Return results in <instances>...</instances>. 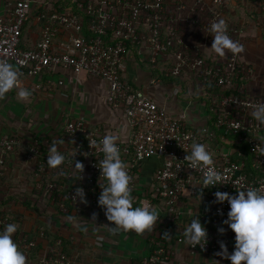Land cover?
<instances>
[{"label": "built area", "instance_id": "built-area-1", "mask_svg": "<svg viewBox=\"0 0 264 264\" xmlns=\"http://www.w3.org/2000/svg\"><path fill=\"white\" fill-rule=\"evenodd\" d=\"M35 1L8 0L7 14L0 15V62L25 71L30 77L41 76L48 68H61L73 74L86 72L106 80V100L112 106L122 108L131 128L128 141L117 140V144L122 161L131 156L126 170L134 201L139 204L143 201L151 206L155 193L161 197L165 211L157 221H162L161 230L168 233L181 219L180 197L185 193L197 197L204 204L199 219L207 228L208 241L203 248L188 247L191 251L211 252L219 250L220 241L228 246L235 235L223 224L229 205L226 201L216 203L214 192L234 194L235 187L240 186L264 189V143H260V140L264 141V125L251 115L253 107L264 102V81L257 80L254 66L238 65L245 43L244 27L247 26L245 23L241 27L236 26L228 17L239 6L240 0H71L72 3L65 8L53 6L33 17L35 22L41 23L40 37L33 48L24 49L21 46L23 26ZM245 1L249 6H257L259 14L264 11V0ZM41 3L47 4L45 0ZM188 10L197 12L193 16L196 23L203 16L205 29L211 22L224 19L228 35L242 45V51L233 54L226 50L225 59L220 58L215 64H210L191 47L181 32H164L167 22L181 17ZM259 21V29L264 36V15L259 17ZM250 23L254 24L255 20ZM208 37L212 38L210 34ZM146 45L151 49L149 61L152 64L171 48L177 47V61L169 74L177 75L188 65L194 70L201 87L206 82H214L237 93L225 94L212 101L209 106L211 124L200 128L189 126L184 114H171L148 93L133 88L123 79L128 53ZM34 87L41 90L42 83L37 81ZM64 130L68 139L63 143L37 137L26 144L24 159L34 166L36 185L56 206L58 214L67 215L71 208L72 211L85 209L97 213L98 220L104 222L107 220L104 210L97 203L102 191L100 185L105 182L98 166L103 154L91 148L88 141H99L97 132L83 119L69 120ZM194 141L204 143L207 150L214 153L212 167L221 172L224 184L203 189L195 185L201 179L202 171L189 168L184 160L185 149L190 151ZM53 143L67 157L57 168H49L46 162L48 149ZM23 145L18 136L3 132L0 122V174L7 168V159L13 158ZM155 156L162 158V163L154 174L153 190L137 196L136 166ZM75 160L83 165L80 173L74 167ZM44 176L49 180L44 181ZM76 188L83 189L84 201L72 198ZM7 220L8 217L0 219V226ZM220 227L226 231L218 232ZM184 228L179 229L178 236L183 242ZM160 234L155 232L154 223L147 254L132 264H164L170 258L172 250L164 235ZM19 244L27 252L35 240L22 236ZM61 244L62 240L58 239L56 244L46 247L42 264H73Z\"/></svg>", "mask_w": 264, "mask_h": 264}, {"label": "crops", "instance_id": "crops-1", "mask_svg": "<svg viewBox=\"0 0 264 264\" xmlns=\"http://www.w3.org/2000/svg\"><path fill=\"white\" fill-rule=\"evenodd\" d=\"M42 1L36 0L35 2ZM7 3L8 0H0V15L7 14ZM196 13V11L188 10L181 17L167 22L164 32L179 28L177 31L183 34L196 52L204 56L211 53L214 55L210 48L212 42L203 26V16L199 23H196L193 19ZM228 17L236 26L241 27L243 23L247 26L246 20L237 22L234 19V13ZM246 28L244 27V33L247 32ZM255 31L256 34L253 35H257V39L261 40L264 36L260 29L256 28ZM26 34L29 35L28 43L35 44L40 37V30L32 25L26 29ZM247 40H245L244 48L248 44ZM244 52L243 49V54ZM150 55L151 49L147 45L128 53L122 71L123 79L135 88L148 93L160 105L165 106L171 114H184L189 126L200 128L211 124V114L206 103L197 97L202 95V87L194 70L189 66H184L180 70V74L182 73L180 77L169 75L172 67L169 68L168 72H164V69L170 66L169 64L173 59L172 53L164 54L154 64L149 61ZM248 61L252 62L250 59ZM254 68L258 76L257 80L260 78L264 81V71L259 72L257 66ZM15 69L18 74L17 84L29 89L32 94L28 99L20 101L16 95L17 89L13 88L4 98L0 99L2 131L18 136L24 144L16 156L11 157L12 159L9 158L11 162L9 165L16 171L14 177L20 182L19 187L10 189L24 190L23 199H30L32 204L38 205L40 211L38 213L26 205L18 210L14 209L17 212L22 211L25 216H19L20 224L18 221L14 223L17 230L13 234V240L17 243L20 237L28 235L33 224L39 219L46 222L53 232L71 238L72 241H69L68 245L71 247L72 255L70 258L73 264H132L146 255L152 227L142 234H137L132 230H120L113 233L110 230V225L114 222L107 220L101 222L95 212L85 209L77 211L75 208L70 215L58 214L56 207L48 203V198L37 187V179L32 171L34 166L26 162L24 159L25 152L21 151L22 148L27 150L26 144L37 137L48 138L51 142L57 141V139L62 143L65 142L68 139L64 130L65 124L74 119L85 120L90 127L95 129L99 139L105 134H115L118 140L128 141L131 128L124 111L122 108L112 106L106 100L107 81L93 77L86 72L73 74L61 68L45 69L41 76L35 77L28 76L25 71L18 68ZM60 80L62 83H59ZM37 81L42 83L41 90L34 87ZM161 163L162 158L155 156L140 162L136 166L137 196H144L153 190L154 174ZM8 187L5 186V188ZM138 205V202H133V207ZM150 207L156 209L158 216L164 215V201L158 199L156 193ZM179 208L182 216L176 224V231L168 233L165 237V242L171 248L172 254L164 264H230L226 258L216 255L218 250L211 252L191 251L185 242L176 238L179 229H183L191 219L190 216L186 215L187 211L191 210L199 218L204 209V204L199 198L185 193L180 197ZM233 246L234 240L227 246L229 252L233 250ZM45 250V246L40 248L36 255H31L30 261H40ZM25 255L27 256L28 252Z\"/></svg>", "mask_w": 264, "mask_h": 264}, {"label": "clouds", "instance_id": "clouds-1", "mask_svg": "<svg viewBox=\"0 0 264 264\" xmlns=\"http://www.w3.org/2000/svg\"><path fill=\"white\" fill-rule=\"evenodd\" d=\"M205 32L212 36L210 48L216 55L223 57L226 50L233 54L242 51V45L228 35L224 19L211 22ZM17 79L16 69L6 62H0V99L13 88L17 89L16 95L20 101L31 96V91L20 87ZM251 115L260 125H264V102L257 103ZM117 140L118 137L115 134H105L99 141L88 140L91 148L103 154L98 166L105 182L100 185L102 191L97 203L103 208L107 221L114 222L110 225L113 233L120 230H132L142 234L145 230L151 229L158 219V213L155 208L143 201L133 207L130 176L126 170V164L121 160ZM260 143L264 141L260 140ZM185 150L184 160L188 162L187 166L202 171V177L195 185L198 184L203 189L225 183L221 172L212 167L214 153L207 150L204 143L194 141L190 151ZM66 159V155L57 150L55 143L49 147L46 159L49 168H57ZM74 167L79 173L83 170L79 160H75ZM235 188L234 194L219 190L214 192L216 203L226 201L229 205L227 218L223 220V224L235 234L233 250L229 252L227 245L220 241L216 255L226 258L230 264H264V189L254 186ZM72 198L84 201L83 189L76 188ZM186 215L191 219L182 233L184 242L188 246L203 248L208 241L206 226L191 210H188ZM16 230L17 226L14 223L6 224L0 230V264H26L25 254L12 238ZM217 230L220 233L226 231L224 227ZM164 234L168 235V233Z\"/></svg>", "mask_w": 264, "mask_h": 264}, {"label": "trees", "instance_id": "trees-1", "mask_svg": "<svg viewBox=\"0 0 264 264\" xmlns=\"http://www.w3.org/2000/svg\"><path fill=\"white\" fill-rule=\"evenodd\" d=\"M46 3L47 4L41 3V2L35 3L31 12L29 13V15H27V18H26V20L24 22V26H23V32H22V42H21L22 48L30 49V48L34 47V44H31V42L28 43L29 35L26 34V29H28L29 27H31L33 25L34 27H37L40 30L41 23L35 22L33 20V17L38 12L50 10L53 6L58 8V9L65 8L66 6L71 4L72 2H71V0H48ZM257 8H258L257 6H249L245 0H240L239 6L235 8L234 16L236 17L237 22H240L241 20L245 21L246 19H248V20H246L247 21V28H246L247 32L243 34L245 37V40L249 34L248 33L249 27L259 28L261 25V23L259 21V17L261 15H264V11H262L259 14L257 12ZM230 15H232V14H230ZM252 20H255L254 24H252V23L250 24V22ZM175 31H177V30H175ZM255 34H256V32H255ZM249 36L251 37V35H249ZM210 40L212 42V38H210ZM243 47H244V44H243ZM176 49H177V47L174 46L173 48H171L169 51L166 52V53L171 52L173 59L171 60V62L169 64L170 66H167L164 69V72H168L169 68H171V67L173 68L174 65L176 64V61H177ZM242 54L243 53H241L239 58H238V65L241 66L243 64H248V65L253 66V63L251 61L249 62L248 60H245L244 57H242ZM201 56L204 58L205 61L209 62L210 64H215L218 61V59H220V58H222V59L226 58L225 55L223 57H220V56L216 55L215 53H214V55L211 53L208 56H204V55H201ZM222 64L224 65L225 63L222 62ZM185 66H188V65H185ZM181 75H182V73L181 74L179 73L176 76L180 77ZM132 87L134 88V86H132ZM201 89H202V95L197 96V97H200V99L206 103L208 110H209V106L212 104V101L214 99H220L225 94H230L233 92L237 93L236 91L228 90L224 86L216 85L214 82H206ZM209 113L211 114L210 110H209ZM41 139H43V138H41ZM57 140H59V139H57ZM21 151L26 152L27 150L22 148ZM130 161H131L130 155L126 156V158L123 160V162L126 165H128V163ZM5 173H6V171L3 174H5ZM3 174H0V179L3 177ZM48 180H49V177L44 176V181H48ZM157 197H158V199H162L158 195H157ZM13 200L21 201V198H19L18 194L0 197V219H2L3 217H8L6 224L11 223V222L15 223L16 221H18L19 216H22V217L25 216L22 211L17 212L14 210L13 205L11 203V202H13ZM48 201H49V198H48ZM21 202L23 205H26L29 208H31V209H33L39 213L40 210H39L38 205L32 204V201L30 199H28V200L22 199ZM49 203H50V201H49ZM53 206L56 207L54 204H53ZM71 212H72V208L70 210V213H68L67 215H70ZM43 214H45V213H43ZM162 216H164V215H160L159 217H162ZM18 223L20 224V221H18ZM5 225H1L0 229H2ZM174 225L175 226H173L172 230L170 231L171 233L173 231H176V224H174ZM161 226H162V221L156 220L155 221V232L158 231L161 233L160 235H162V236L164 235V237H166V235L164 234L165 232H163L161 230ZM32 227L33 228L31 230V232L26 236L28 237L29 240H35V244L30 246L28 249H26L28 252V255L27 256L25 255L26 256V262H31V263H35V264H42L43 263L42 258L38 262H32V261H30L29 258H31V255H36V253L39 251V249L43 248V246H45V249H46V247L49 248L51 245L56 244V241L58 239L62 240V244H61L62 250L68 255V257H70L72 255L71 247L68 245L69 241L70 242L72 241L69 236H64L58 232H53L51 230V227L46 222L41 221L39 219L36 220V222L33 224ZM41 232L43 234H41ZM170 232H168V233H170ZM179 234L180 233H177L176 238H178ZM17 244H18L19 249L21 251H23L24 254L27 253V252H25V249L22 248L21 245L19 244V239H18Z\"/></svg>", "mask_w": 264, "mask_h": 264}, {"label": "rangeland", "instance_id": "rangeland-1", "mask_svg": "<svg viewBox=\"0 0 264 264\" xmlns=\"http://www.w3.org/2000/svg\"><path fill=\"white\" fill-rule=\"evenodd\" d=\"M234 19L236 20L235 16H234ZM246 20H248V19H246ZM255 30H256L255 27H249V31H248L249 34L246 37V39H248L247 40L248 44L246 43L247 45L244 48L245 52L242 55V57H244L245 60H247V59L252 60L253 65L259 67V69H258L259 72H261V71L263 72L264 71V37L263 38L260 37L262 42H263V44H262L261 40L257 39L258 36L253 35L256 32ZM249 35H253V36L250 37ZM263 77H264V72H263ZM23 152H25V151H23ZM21 157H22V155H21ZM9 163H11V162L9 161V158H8L7 162H6L7 168L10 166ZM7 168L5 170L6 173L3 174V177L1 178V182H0V197L18 194L19 198H21V201H22V199L24 198V195H23L24 190L10 189L12 187L16 188V187L20 186L19 180L16 177H14L15 176L14 172L16 173V171H14V169H12L11 166L8 169ZM10 168H11V170H10ZM29 176L31 177L30 174H29ZM5 186H9V187L5 188ZM21 201L13 200V202H11L13 205V208L15 210H18L19 208H22L24 206ZM48 203H49V201H48Z\"/></svg>", "mask_w": 264, "mask_h": 264}]
</instances>
